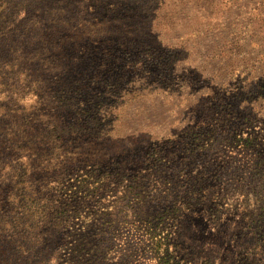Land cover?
<instances>
[{"label": "rangeland", "instance_id": "obj_1", "mask_svg": "<svg viewBox=\"0 0 264 264\" xmlns=\"http://www.w3.org/2000/svg\"><path fill=\"white\" fill-rule=\"evenodd\" d=\"M87 3L102 51L73 78L112 92L66 161L97 195L62 263L158 264L154 230L187 264H264V0Z\"/></svg>", "mask_w": 264, "mask_h": 264}, {"label": "trees", "instance_id": "obj_2", "mask_svg": "<svg viewBox=\"0 0 264 264\" xmlns=\"http://www.w3.org/2000/svg\"><path fill=\"white\" fill-rule=\"evenodd\" d=\"M84 1L0 0V264H63L68 227L95 202L96 193L80 189L86 179L66 164L79 136L101 129L112 92L103 80L95 86L93 78H73L102 51L86 41L94 34L87 24L95 30L98 23L83 12ZM150 234L158 264H187ZM93 250L74 249L69 264H94Z\"/></svg>", "mask_w": 264, "mask_h": 264}]
</instances>
